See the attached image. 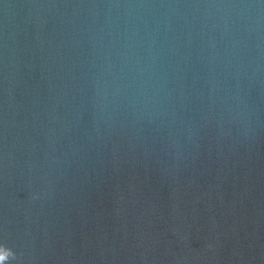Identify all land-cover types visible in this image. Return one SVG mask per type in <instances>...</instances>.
<instances>
[{"label":"water","instance_id":"water-1","mask_svg":"<svg viewBox=\"0 0 264 264\" xmlns=\"http://www.w3.org/2000/svg\"><path fill=\"white\" fill-rule=\"evenodd\" d=\"M0 264H264V0H0Z\"/></svg>","mask_w":264,"mask_h":264}]
</instances>
